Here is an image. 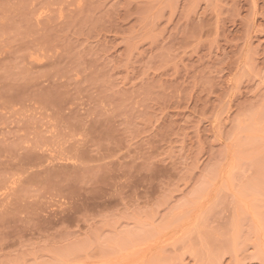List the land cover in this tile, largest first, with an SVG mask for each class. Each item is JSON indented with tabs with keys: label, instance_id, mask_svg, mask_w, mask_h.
Returning <instances> with one entry per match:
<instances>
[{
	"label": "rangeland",
	"instance_id": "obj_1",
	"mask_svg": "<svg viewBox=\"0 0 264 264\" xmlns=\"http://www.w3.org/2000/svg\"><path fill=\"white\" fill-rule=\"evenodd\" d=\"M0 264H264V0H0Z\"/></svg>",
	"mask_w": 264,
	"mask_h": 264
}]
</instances>
